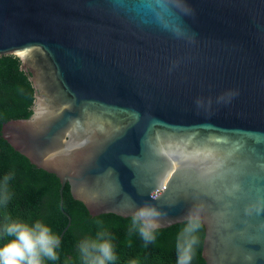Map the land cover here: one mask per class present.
Listing matches in <instances>:
<instances>
[{
	"label": "water",
	"instance_id": "water-1",
	"mask_svg": "<svg viewBox=\"0 0 264 264\" xmlns=\"http://www.w3.org/2000/svg\"><path fill=\"white\" fill-rule=\"evenodd\" d=\"M5 55L33 100L0 138L57 179L59 239L66 184L90 216H198L205 264H264V0H0Z\"/></svg>",
	"mask_w": 264,
	"mask_h": 264
},
{
	"label": "trees",
	"instance_id": "trees-1",
	"mask_svg": "<svg viewBox=\"0 0 264 264\" xmlns=\"http://www.w3.org/2000/svg\"><path fill=\"white\" fill-rule=\"evenodd\" d=\"M32 100L33 90L28 74L20 69L19 60L10 55L1 56L0 126L8 120L27 119ZM6 175L11 177L8 181L11 199L6 206L0 205V233L5 224L13 221L29 225L40 221L58 237L67 219L58 208L57 179L29 164L0 138V183ZM61 208L69 217V225L56 249L59 259L52 261L45 258L44 264H83L79 245L85 240H96L101 231L108 233L107 238L117 257L109 264H176V242L183 229H156L155 242L145 245L138 232L129 234L132 218L112 214L90 216L81 203L70 197L66 184L61 192ZM193 235L197 237V243L193 246L191 264H205L200 257L204 231L196 230ZM8 239L11 237L0 235V244Z\"/></svg>",
	"mask_w": 264,
	"mask_h": 264
},
{
	"label": "clouds",
	"instance_id": "clouds-1",
	"mask_svg": "<svg viewBox=\"0 0 264 264\" xmlns=\"http://www.w3.org/2000/svg\"><path fill=\"white\" fill-rule=\"evenodd\" d=\"M10 179V175H6L0 183V205L6 206L11 199L8 191ZM166 215L149 203L135 207L129 234L138 232L145 245L154 243L155 230L161 227L160 218ZM187 218L188 223L176 242V264H191L194 255L193 246L197 243V237L193 233L200 227L198 216L189 212ZM0 235L11 237L0 244V264H44L45 258L52 261L59 259L56 249L60 246V240L40 221L32 225L20 221L7 223L3 226ZM97 237L96 240H85L79 245L83 264H109L117 259L113 245L107 238L108 233L101 231Z\"/></svg>",
	"mask_w": 264,
	"mask_h": 264
},
{
	"label": "snow or ice",
	"instance_id": "snow-or-ice-1",
	"mask_svg": "<svg viewBox=\"0 0 264 264\" xmlns=\"http://www.w3.org/2000/svg\"><path fill=\"white\" fill-rule=\"evenodd\" d=\"M21 55H23V53H20Z\"/></svg>",
	"mask_w": 264,
	"mask_h": 264
}]
</instances>
